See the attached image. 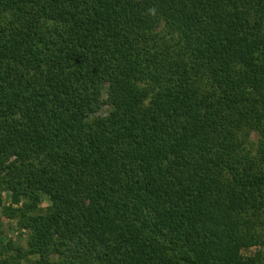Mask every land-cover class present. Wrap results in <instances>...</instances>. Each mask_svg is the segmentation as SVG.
Segmentation results:
<instances>
[{
    "label": "trees",
    "instance_id": "trees-1",
    "mask_svg": "<svg viewBox=\"0 0 264 264\" xmlns=\"http://www.w3.org/2000/svg\"><path fill=\"white\" fill-rule=\"evenodd\" d=\"M0 189V264H260L264 0H0Z\"/></svg>",
    "mask_w": 264,
    "mask_h": 264
},
{
    "label": "rangeland",
    "instance_id": "rangeland-1",
    "mask_svg": "<svg viewBox=\"0 0 264 264\" xmlns=\"http://www.w3.org/2000/svg\"><path fill=\"white\" fill-rule=\"evenodd\" d=\"M105 85L103 86V92H105ZM106 108L103 109V112ZM9 193L7 191H1L0 189V221H1V229L3 231V235L6 239H11L15 244L25 245L26 232L24 230L19 229L18 224L15 219L8 218L4 216L1 212L2 205L9 204ZM48 204V199L45 196L40 207H45ZM257 249L261 250L263 255V260L260 264H264V246L263 247H253L245 251L246 255H252L254 251Z\"/></svg>",
    "mask_w": 264,
    "mask_h": 264
}]
</instances>
